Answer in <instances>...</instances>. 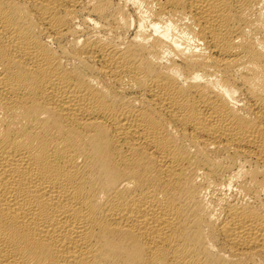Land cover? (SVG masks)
Returning a JSON list of instances; mask_svg holds the SVG:
<instances>
[{
	"label": "bare ground",
	"instance_id": "obj_1",
	"mask_svg": "<svg viewBox=\"0 0 264 264\" xmlns=\"http://www.w3.org/2000/svg\"><path fill=\"white\" fill-rule=\"evenodd\" d=\"M0 264H264V0H0Z\"/></svg>",
	"mask_w": 264,
	"mask_h": 264
}]
</instances>
